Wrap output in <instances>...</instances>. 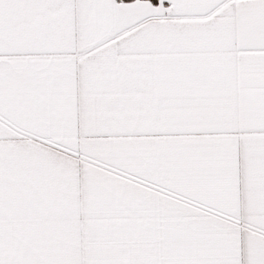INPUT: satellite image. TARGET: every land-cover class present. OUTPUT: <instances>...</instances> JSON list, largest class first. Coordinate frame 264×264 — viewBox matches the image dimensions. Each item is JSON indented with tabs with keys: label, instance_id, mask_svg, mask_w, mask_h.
<instances>
[{
	"label": "snow or ice",
	"instance_id": "6c2138e0",
	"mask_svg": "<svg viewBox=\"0 0 264 264\" xmlns=\"http://www.w3.org/2000/svg\"><path fill=\"white\" fill-rule=\"evenodd\" d=\"M0 264H264V0H0Z\"/></svg>",
	"mask_w": 264,
	"mask_h": 264
}]
</instances>
